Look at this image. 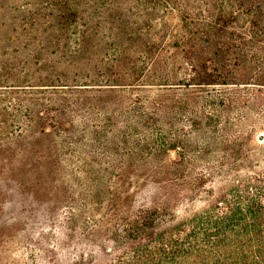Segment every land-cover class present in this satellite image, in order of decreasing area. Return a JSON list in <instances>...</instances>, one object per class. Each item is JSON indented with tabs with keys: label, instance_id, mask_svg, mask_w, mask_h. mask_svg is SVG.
Listing matches in <instances>:
<instances>
[{
	"label": "rangeland",
	"instance_id": "374dc122",
	"mask_svg": "<svg viewBox=\"0 0 264 264\" xmlns=\"http://www.w3.org/2000/svg\"><path fill=\"white\" fill-rule=\"evenodd\" d=\"M119 50L129 52L124 67L136 62V76L152 84L149 93L164 104L156 116L159 135L174 136L188 151L174 170L184 178L187 171L206 172L196 192L168 172V180L140 181L129 202L123 200L126 162L140 150L124 153L113 138L128 129L136 145L138 133L151 128L140 121L134 131L125 126L128 93L94 92L107 78H122ZM210 56L230 64L232 73L222 78L233 83L153 85L163 74L170 82L200 80L199 72L189 77L188 60ZM156 58L163 74L143 77ZM263 74L264 0H0V264H117L134 248L126 232L129 212L162 206L172 218L207 206L232 182L227 167H207L224 153L221 137L247 129L245 155L255 147L250 135L264 144L260 102L249 111H218L235 89L250 94L262 88L257 96L264 102V86L255 84ZM241 76L249 83L237 84ZM89 82L97 84L82 85ZM61 83L85 89L66 92ZM109 116L114 132L106 134L98 124ZM225 118L232 123L222 133ZM197 121L199 128L192 125ZM179 151L172 153L175 160ZM231 158L232 166L245 162ZM116 192L121 199L114 203Z\"/></svg>",
	"mask_w": 264,
	"mask_h": 264
},
{
	"label": "trees",
	"instance_id": "16d2710c",
	"mask_svg": "<svg viewBox=\"0 0 264 264\" xmlns=\"http://www.w3.org/2000/svg\"><path fill=\"white\" fill-rule=\"evenodd\" d=\"M221 44L222 42L218 43V45ZM80 48L81 46L75 52L77 53ZM128 55L127 50L118 51L116 66L119 69H124L123 73H119L122 78L112 79L109 77L105 83L101 84L105 87L94 89V92L99 94L110 91L119 92V90L124 94L128 93V97H123V99L129 98V104L127 103L125 106L126 111L122 112L128 121L125 126L134 131L136 130L134 125L140 121L141 128H151L149 133H138L142 136V140L136 145L130 143L129 136H132V131L128 129H126L125 136L113 138V143L118 147H122L124 153L129 155L136 153L135 147L140 150L138 159H130L131 161L126 162L127 168H125L123 174H126L124 181L128 183V188L124 190L123 200L126 203L129 202L140 181L150 177L155 178L154 180H159V178L160 180H168V172L170 175H174L171 177L172 180L179 182L181 179L179 183L184 186V189L196 192L200 189L201 183L205 181L206 172L204 170L197 171V174L193 175L187 171L184 178V176L180 177L174 170V164H185L188 151L180 141H174V136L170 135L164 140L159 135V118L156 116H159V111L164 107V104L158 99V94L152 96L149 93L151 89L149 90L148 87L152 84L144 82L145 80L141 79L142 76H136L135 71L139 67L136 66V62H133L131 68L124 67V58ZM178 57L182 58L181 56ZM172 58L173 64L177 57L173 55ZM188 61V63H191L190 69L193 70L192 73L188 74L189 77L199 72L204 75L203 78L194 82L184 80L170 82L164 78L161 68L164 70L165 68L160 67L158 58L153 60L151 66L142 75L146 77L148 71L163 74L159 76L163 77V81L153 83V85L159 84L161 87L167 85L169 90L175 85H177L175 87H179V85L192 87L203 84L233 83L227 78H222L228 77L232 73V68H229L230 64H222L216 56L202 57L195 63ZM196 63L200 64V70L195 68ZM236 83L249 82L244 76H241ZM96 84L89 82L82 85ZM255 84L264 86V77L261 78V82H255ZM61 85L66 86L68 89L72 86L68 83H61ZM74 86L73 89L64 91L73 92L85 89V87H79L81 85L78 83ZM118 86L120 87L117 88ZM158 89L160 88H156L157 91ZM188 89L192 90L191 88ZM254 90L256 91H252L250 94L241 93V89L233 90L234 96H227L226 100L222 102L225 107L223 109L226 110L218 109V111L228 112L233 108L249 111L248 109L252 104L257 105L260 102L262 112L258 111V113L264 114V102L259 100L257 96L259 95L257 92L263 89L256 88ZM133 95L136 97L133 98ZM131 104L133 106H130ZM181 107L185 108L182 105ZM221 112H219V116L222 115ZM132 116H140L141 119L136 120ZM100 121L101 123L98 126L109 129L103 130L106 134L110 131L114 132L112 130L113 117L109 116L106 121L105 119ZM71 122L72 120H67L62 122V125H68ZM231 123L229 118L223 119L221 122L223 127L220 128V132L225 133L229 126L224 124ZM199 124L202 123L192 122L193 126ZM200 125L197 127L199 128ZM217 129L215 128L213 131H217ZM245 130L243 132H241V129L236 130L233 137H227L229 134L221 137L220 141L224 143L221 149L224 153L217 158L216 164L207 167H217V169L227 167L226 173L232 182L225 186L219 195H215L207 206L191 214L172 218L167 217V208L162 206L137 208L129 212L128 222L130 226L126 229V232L129 237L135 239L134 248L133 252L126 256L127 259L121 260L117 264H264V162H262L263 158L260 155L264 149V144L256 142L253 135H250L248 141L250 143L255 142V147L249 149L250 151L248 150L251 155H245L247 151L244 152V145L247 142H244V144L243 141L247 138L246 133L248 132L247 129ZM178 149H180L178 152L179 160H175L172 153ZM232 156H234V159L241 158L245 162L237 163L241 167L232 166L234 163ZM187 177L190 179L187 180ZM114 198V203L121 199L119 192L115 193Z\"/></svg>",
	"mask_w": 264,
	"mask_h": 264
},
{
	"label": "water",
	"instance_id": "95a60500",
	"mask_svg": "<svg viewBox=\"0 0 264 264\" xmlns=\"http://www.w3.org/2000/svg\"><path fill=\"white\" fill-rule=\"evenodd\" d=\"M259 140H261V141L264 140V132H262V133L259 135Z\"/></svg>",
	"mask_w": 264,
	"mask_h": 264
}]
</instances>
